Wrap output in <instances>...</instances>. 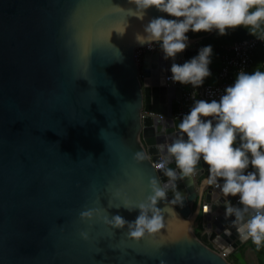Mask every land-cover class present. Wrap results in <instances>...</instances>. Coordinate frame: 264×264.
I'll return each instance as SVG.
<instances>
[{
	"label": "water",
	"instance_id": "water-1",
	"mask_svg": "<svg viewBox=\"0 0 264 264\" xmlns=\"http://www.w3.org/2000/svg\"><path fill=\"white\" fill-rule=\"evenodd\" d=\"M131 7L0 0V264H230L209 242L247 264L238 249L247 240L225 200L242 205L202 183L203 160L198 175L178 179L158 202L164 227L154 238L134 241L105 223L116 214L134 221L139 209L123 200L143 201L153 179H168L153 167L163 155L157 145L177 131L174 102L192 86L167 85L172 61L161 51H146L137 65L134 51L147 45L137 34L159 13L141 20ZM176 191L182 199L173 204ZM203 203L210 233L196 236ZM86 210L92 219L81 218Z\"/></svg>",
	"mask_w": 264,
	"mask_h": 264
},
{
	"label": "clouds",
	"instance_id": "clouds-1",
	"mask_svg": "<svg viewBox=\"0 0 264 264\" xmlns=\"http://www.w3.org/2000/svg\"><path fill=\"white\" fill-rule=\"evenodd\" d=\"M129 12L143 20L155 9L137 34L140 44L158 46L165 60H171L169 79L194 89L212 76L214 49L211 43L200 46L196 55L182 63L177 57L191 45V35L215 32L225 36L230 31L245 29L264 41V0H129ZM170 140L157 145L162 152L156 167L168 179L162 186L151 181V193L133 204L124 199L130 211L139 209L134 221L116 214L105 218L114 229L127 228L128 238L140 241L154 238L164 227L158 202L166 199L176 181L198 175L201 160L208 166L202 181L218 187L224 197H238L242 207L226 199V214L234 215V224L241 240H251L257 248L264 247V64L252 70L239 69L232 82L225 85L218 98L196 99L176 125ZM145 154L138 152L137 160ZM174 163L175 168L170 165ZM176 191L172 203L181 201ZM116 204V207H119ZM247 214V216H246ZM93 210L81 213L90 220ZM86 236V234H85ZM161 264H166L161 261Z\"/></svg>",
	"mask_w": 264,
	"mask_h": 264
},
{
	"label": "built area",
	"instance_id": "built-area-1",
	"mask_svg": "<svg viewBox=\"0 0 264 264\" xmlns=\"http://www.w3.org/2000/svg\"><path fill=\"white\" fill-rule=\"evenodd\" d=\"M257 49H264V41L257 39L255 36L235 41L224 45L221 47L220 54V69L218 72V81L214 84L204 83V85L199 86V88L194 89L193 86L183 87L182 88V97L180 100H177V108L174 111L172 118L181 119L183 114L186 113L190 107L193 105L194 100L204 98L212 99L218 98L220 93L223 91L226 84L231 83L236 72L243 68L249 70L253 62V54ZM146 51L156 52L160 51L158 46L154 45L152 48H149L148 45L135 49L134 56L136 63L141 67L143 55ZM166 76L167 85H172L174 82ZM157 163H153L155 170L159 169L156 167ZM218 187L213 186L211 190L217 189ZM206 206V210H201L199 213V220L201 225V234L203 231L210 233V227H207V214H212L210 212V204L203 203ZM247 216V214H246ZM208 247L215 250L223 258L227 259L230 254L224 253V251L217 245L209 242ZM231 264V263H230Z\"/></svg>",
	"mask_w": 264,
	"mask_h": 264
},
{
	"label": "trees",
	"instance_id": "trees-1",
	"mask_svg": "<svg viewBox=\"0 0 264 264\" xmlns=\"http://www.w3.org/2000/svg\"><path fill=\"white\" fill-rule=\"evenodd\" d=\"M190 35H191V39L203 37L202 40L199 42V44L202 46L204 44L211 43L213 45V49L220 51V54H221V47L222 46L227 45V44L232 43V42H235V41H239L242 39H247V38L253 37L245 29H242V28L236 29L234 31H230L225 36H219L215 32H212L211 34H209V33H198V34H190ZM200 230H201V225H200V222H198V225L195 228L196 236L200 235L199 234ZM246 244L254 252L255 256L258 258L259 264H264V247L257 248V246L251 240H247ZM243 248H244V245H241L239 247V249H241V250ZM231 257L234 260V263L238 264L237 260L232 255H231Z\"/></svg>",
	"mask_w": 264,
	"mask_h": 264
},
{
	"label": "crops",
	"instance_id": "crops-1",
	"mask_svg": "<svg viewBox=\"0 0 264 264\" xmlns=\"http://www.w3.org/2000/svg\"><path fill=\"white\" fill-rule=\"evenodd\" d=\"M197 45H199V42H198V44H196V46ZM199 46H201V45H199ZM252 59H253V62H252L251 67L249 68V71L252 70L253 68H255L257 65L264 64V50L263 49L256 50L253 54ZM211 68H212V76L206 78L205 83L214 84L218 81L217 75H218V72L220 69V51H218L216 49H214L213 63L211 65ZM176 108H177V103L174 102V111L176 110ZM212 187H213V185H209V188H212ZM217 189H219V188H217ZM217 189H215V190H217ZM249 250H251V249L249 248ZM244 259H245V261H247L246 258H244Z\"/></svg>",
	"mask_w": 264,
	"mask_h": 264
},
{
	"label": "rangeland",
	"instance_id": "rangeland-1",
	"mask_svg": "<svg viewBox=\"0 0 264 264\" xmlns=\"http://www.w3.org/2000/svg\"><path fill=\"white\" fill-rule=\"evenodd\" d=\"M196 44H198V43H192V44L190 45L189 48H192V47H198V46L200 45V44H199V45L196 46ZM199 47H200V46H199ZM198 221H200V220L198 219ZM242 245H244V248L241 250V249H239V247H238V249L242 252L243 257L247 259V261H246L247 264H259V260H258V258L255 256V254H254L251 250H249V247L247 246L246 242L243 243ZM226 260H227L229 263H231V264H235V263H234V260H233L232 257H231V254H230L229 257H227Z\"/></svg>",
	"mask_w": 264,
	"mask_h": 264
}]
</instances>
